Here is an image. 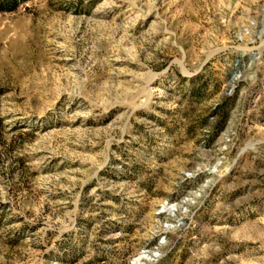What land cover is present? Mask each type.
<instances>
[{"label": "rangeland", "instance_id": "374dc122", "mask_svg": "<svg viewBox=\"0 0 264 264\" xmlns=\"http://www.w3.org/2000/svg\"><path fill=\"white\" fill-rule=\"evenodd\" d=\"M0 264H264V0H0Z\"/></svg>", "mask_w": 264, "mask_h": 264}, {"label": "water", "instance_id": "95a60500", "mask_svg": "<svg viewBox=\"0 0 264 264\" xmlns=\"http://www.w3.org/2000/svg\"><path fill=\"white\" fill-rule=\"evenodd\" d=\"M164 211H168L171 215H175L177 211V205H171V206L165 207ZM151 257L152 256L150 255V253L146 252L144 253V255L140 257L138 261L141 262L142 260H151L152 259ZM154 257H158V255H154Z\"/></svg>", "mask_w": 264, "mask_h": 264}]
</instances>
